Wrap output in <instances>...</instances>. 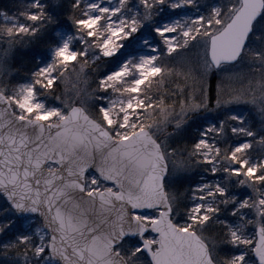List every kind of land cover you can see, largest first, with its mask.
Instances as JSON below:
<instances>
[{
  "label": "snow or ice",
  "instance_id": "snow-or-ice-1",
  "mask_svg": "<svg viewBox=\"0 0 264 264\" xmlns=\"http://www.w3.org/2000/svg\"><path fill=\"white\" fill-rule=\"evenodd\" d=\"M0 264H264V0L0 8Z\"/></svg>",
  "mask_w": 264,
  "mask_h": 264
},
{
  "label": "trees",
  "instance_id": "trees-1",
  "mask_svg": "<svg viewBox=\"0 0 264 264\" xmlns=\"http://www.w3.org/2000/svg\"><path fill=\"white\" fill-rule=\"evenodd\" d=\"M14 3V0H0V8H11L12 4ZM43 51V49H40ZM212 86L215 85V81L213 80L211 82Z\"/></svg>",
  "mask_w": 264,
  "mask_h": 264
}]
</instances>
